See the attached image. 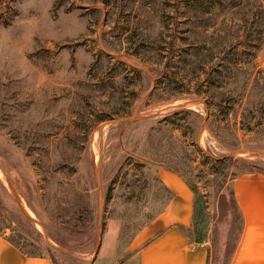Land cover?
Returning a JSON list of instances; mask_svg holds the SVG:
<instances>
[{
	"label": "rangeland",
	"instance_id": "374dc122",
	"mask_svg": "<svg viewBox=\"0 0 264 264\" xmlns=\"http://www.w3.org/2000/svg\"><path fill=\"white\" fill-rule=\"evenodd\" d=\"M160 168L230 264L235 180L264 171V0H0V234L92 264L110 223L124 249L163 208Z\"/></svg>",
	"mask_w": 264,
	"mask_h": 264
},
{
	"label": "crops",
	"instance_id": "0c3cea01",
	"mask_svg": "<svg viewBox=\"0 0 264 264\" xmlns=\"http://www.w3.org/2000/svg\"><path fill=\"white\" fill-rule=\"evenodd\" d=\"M159 177L171 192L158 214L122 249L113 224L103 232L92 264H125L138 256L137 264H209L210 251L190 235L195 193L176 173L160 168ZM234 195L243 218L242 232L230 264H264V173L248 172L236 178ZM128 252V253H125ZM131 252L133 254H131ZM0 264H54L42 254H28L0 235Z\"/></svg>",
	"mask_w": 264,
	"mask_h": 264
},
{
	"label": "trees",
	"instance_id": "16d2710c",
	"mask_svg": "<svg viewBox=\"0 0 264 264\" xmlns=\"http://www.w3.org/2000/svg\"><path fill=\"white\" fill-rule=\"evenodd\" d=\"M139 71V70H138ZM179 112H183V110L181 111H176L175 113H179ZM254 167V166H253ZM168 170L176 173L178 176H180L181 178H183L182 174L180 172H178L177 170H172L170 168H168ZM251 172H264V171H256V170H252ZM185 180V178H183ZM186 181V180H185ZM187 182V181H186ZM193 189V187H192ZM194 190V189H193ZM201 216V211L199 210V206L197 205V196L195 198V203H194V219H193V224H192V230L194 229H198L197 232H199V217ZM1 235V234H0ZM10 241H12L14 244H16L13 240L10 239ZM17 245V244H16ZM25 251V250H24ZM26 252V251H25ZM28 253V252H26ZM28 254H32V253H28ZM52 259V258H51ZM53 260V259H52ZM54 262V260H53ZM54 264H56L54 262Z\"/></svg>",
	"mask_w": 264,
	"mask_h": 264
},
{
	"label": "water",
	"instance_id": "95a60500",
	"mask_svg": "<svg viewBox=\"0 0 264 264\" xmlns=\"http://www.w3.org/2000/svg\"><path fill=\"white\" fill-rule=\"evenodd\" d=\"M197 103H204V100L200 97H193V98H190V99H187L177 105H172V106H169V107H166L164 110H169V109H172V108H186V107H190V106H193ZM162 110V111H164ZM154 113H158V112H153Z\"/></svg>",
	"mask_w": 264,
	"mask_h": 264
}]
</instances>
